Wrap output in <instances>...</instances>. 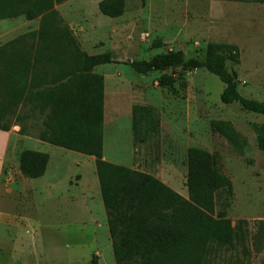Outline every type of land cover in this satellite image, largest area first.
I'll return each mask as SVG.
<instances>
[{
  "label": "rangeland",
  "instance_id": "374dc122",
  "mask_svg": "<svg viewBox=\"0 0 264 264\" xmlns=\"http://www.w3.org/2000/svg\"><path fill=\"white\" fill-rule=\"evenodd\" d=\"M100 1L68 0L54 9L80 51L113 61L94 69L104 79L103 159L148 173L186 198V151L214 155L232 184L226 218L234 247L212 264H264V152L252 128L264 117L222 104L223 84L204 69L139 74L128 65L167 51L190 58L210 43L232 45L239 60L227 68L239 94L264 103V3L126 0L122 16L110 19L99 14ZM39 20H0V45L35 32ZM163 73L175 83L160 87ZM217 120L232 124L245 142L240 151L211 132ZM31 123L25 135L17 125L0 132V264H93V257L115 264L93 158L39 142L40 118ZM24 149L48 154L44 178L21 177Z\"/></svg>",
  "mask_w": 264,
  "mask_h": 264
},
{
  "label": "trees",
  "instance_id": "16d2710c",
  "mask_svg": "<svg viewBox=\"0 0 264 264\" xmlns=\"http://www.w3.org/2000/svg\"><path fill=\"white\" fill-rule=\"evenodd\" d=\"M66 1L0 0V20L40 19L35 32L0 45V132L17 125L25 135L28 122L35 126L40 118L39 142L93 158L115 264H212L219 251L234 247V231L226 218L230 180L218 171L216 157L198 148L186 151V198L148 173L103 159L104 79L94 69L113 61L108 53L87 55L78 49L54 9ZM97 8L103 17L118 18L126 0H101ZM238 60L236 47L210 43L200 57L167 51L128 65L139 74L204 69L223 84L222 104L235 103L264 117V103L237 90V76L227 63ZM157 82L171 86L175 78L163 73ZM209 127L237 151L245 144L229 122L211 121ZM252 128L256 146L264 152V123ZM48 161V154L24 149L19 173L25 179L41 178Z\"/></svg>",
  "mask_w": 264,
  "mask_h": 264
},
{
  "label": "crops",
  "instance_id": "0c3cea01",
  "mask_svg": "<svg viewBox=\"0 0 264 264\" xmlns=\"http://www.w3.org/2000/svg\"><path fill=\"white\" fill-rule=\"evenodd\" d=\"M47 168H48V165H47ZM46 168V169H47ZM46 172H47V170L45 171V174H44V176L43 177H41V178H44L45 176H46ZM97 186H98V183H97ZM98 192H99V188H98ZM98 196H100V194L98 195ZM99 201H101V198H100V200Z\"/></svg>",
  "mask_w": 264,
  "mask_h": 264
}]
</instances>
